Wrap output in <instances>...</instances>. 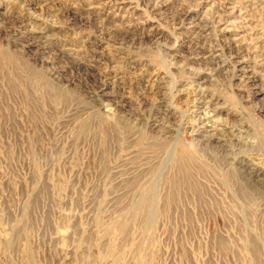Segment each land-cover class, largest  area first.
<instances>
[{"label":"rangeland","instance_id":"obj_1","mask_svg":"<svg viewBox=\"0 0 264 264\" xmlns=\"http://www.w3.org/2000/svg\"><path fill=\"white\" fill-rule=\"evenodd\" d=\"M0 264H264V0H0Z\"/></svg>","mask_w":264,"mask_h":264},{"label":"bare ground","instance_id":"obj_2","mask_svg":"<svg viewBox=\"0 0 264 264\" xmlns=\"http://www.w3.org/2000/svg\"><path fill=\"white\" fill-rule=\"evenodd\" d=\"M191 98V97H190Z\"/></svg>","mask_w":264,"mask_h":264}]
</instances>
